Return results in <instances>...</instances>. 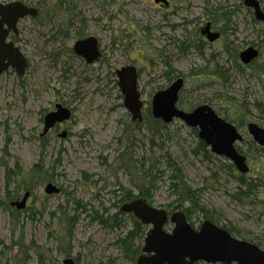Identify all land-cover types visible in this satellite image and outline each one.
Segmentation results:
<instances>
[{
  "label": "rangeland",
  "instance_id": "374dc122",
  "mask_svg": "<svg viewBox=\"0 0 264 264\" xmlns=\"http://www.w3.org/2000/svg\"><path fill=\"white\" fill-rule=\"evenodd\" d=\"M257 1L264 11V0ZM0 2H22L41 13L36 19L23 18L19 35L10 37L29 62L25 76L10 69L0 77V264H64L67 259L74 264H134L117 245L132 228L131 220L124 217V225L115 228L91 216L99 212L107 218L105 210L116 211L112 205L119 184L139 194L154 177L152 206L170 215L183 212L185 208L174 207L177 189L171 185L168 157L186 184L199 191V205L220 227L234 228L236 239L253 241L264 250V200L258 198H264V187L254 198L235 200L238 182L224 167L230 161L197 151L198 136L180 119L154 139V145L149 140L157 129L152 97L171 85L164 77L165 60L186 76L204 70L209 75L204 85L188 76L183 102H204L221 118L243 123L239 129L244 142L238 147L248 160L247 176L264 183V165L249 149L247 127L256 123L264 128V22L255 18L254 9L241 0H166L163 5L154 0ZM81 22L85 37L99 41L102 57L94 65L71 53L83 33ZM207 23L224 34L206 45L202 57L190 46ZM254 43L261 46L256 66L240 72L235 55L225 53V47L239 57ZM127 65L139 71L142 126L132 122L113 76ZM60 104L73 115L59 131L52 129L45 136L43 149L44 119ZM64 131L66 139L60 136ZM49 183L61 194L47 195L44 188ZM29 191L27 207L19 211L13 206L12 212V202ZM190 215L194 229L210 220L195 209ZM173 227L165 228L172 232Z\"/></svg>",
  "mask_w": 264,
  "mask_h": 264
},
{
  "label": "water",
  "instance_id": "95a60500",
  "mask_svg": "<svg viewBox=\"0 0 264 264\" xmlns=\"http://www.w3.org/2000/svg\"><path fill=\"white\" fill-rule=\"evenodd\" d=\"M158 4L166 0H154ZM246 6L254 9L255 17L264 22V11L257 0H246ZM39 15L37 8H31L22 2L4 4L0 2V77L9 69H14L23 77L29 68L26 56L21 52L15 42L9 41V36L14 32L19 33L18 24L23 18H35ZM203 35L209 42L218 41L219 32L211 31V23L202 29ZM77 57H81L90 66L100 61L102 56L99 41L96 37L89 36L79 39L73 46ZM260 57V51L251 46L242 51L240 60L245 65ZM119 89L123 95L124 107L132 116V122H143L144 103L139 89V71L136 66L127 65L116 71ZM184 79L179 78L167 90L159 91L152 98V116L155 120L172 123L173 119H180L190 128L199 131V139L205 141L210 150L217 156L225 157L231 161L237 170L246 175L250 172L248 160L243 156L235 144L244 138L238 133L237 128L223 118H220L214 109L207 105L200 106L193 112L177 109L178 96L184 88ZM69 108L62 104L49 112L44 119L42 136H46L52 129L69 122L72 117ZM248 131L259 146L264 148V128L258 124H248ZM66 139L67 132L60 135ZM47 195H60L61 189L56 184H47L44 188ZM31 193L27 192L21 201L12 202L19 211L25 209ZM121 211L133 216L150 228L142 247V254L137 259L138 264H264V250L251 242L236 239L228 230L214 225L210 220L194 229L189 223L185 212L177 211L170 215L163 208L150 206L142 198L124 204ZM174 224L173 231L168 232L166 226ZM64 264H74L67 259Z\"/></svg>",
  "mask_w": 264,
  "mask_h": 264
},
{
  "label": "trees",
  "instance_id": "16d2710c",
  "mask_svg": "<svg viewBox=\"0 0 264 264\" xmlns=\"http://www.w3.org/2000/svg\"><path fill=\"white\" fill-rule=\"evenodd\" d=\"M241 1H243L245 3L246 0H241ZM228 13H231V12L228 11L226 13V15H228ZM40 16H41V13H39V15L37 17L32 18V19L39 18ZM222 17L225 18V16H222ZM83 23H84V21H83ZM216 23H217V21H216ZM81 26L83 27L81 29V31L83 33L81 34V32H80V36L79 37H80V39H85V38H87L84 35L86 28L84 27V24H82V22H81ZM222 34H224V33H222ZM195 41H196V43H194V45L190 46V47H193L196 51L198 50L199 54H202L204 48H206L207 43L204 42V40L202 39L200 34L197 35V39ZM253 46H256L259 49H261V46L259 44H255L254 43ZM183 49H185V45L184 44L181 47V50H183ZM71 53L75 54L74 50L71 49ZM225 53H227L229 56H230V54L235 55V63H236L237 68H238V70L240 72L245 70L246 68H252V67L256 66V62H253L249 66H246L243 63L239 62L238 53H236V52L231 53L230 46L225 47ZM75 56H76V54H75ZM202 57H203V54H202ZM100 61H98V62H100ZM165 66H167V70H166V73H165L164 77H166L170 83H172L174 80H177L178 77H182L184 79V81H185V84L183 86L184 88L182 89V91L180 92V95H179V98H180L179 106L181 108L189 111V110H194V109L200 107L201 105H205L206 104L204 102H201V101L198 102V101H195V100L194 101H189L188 103H185L182 100L183 99L182 95H183V93H184V91L186 89L185 85L187 83L188 76L191 77L192 80H194L195 84L203 83L204 79L207 76H209V75H206L204 70H202L201 72H198L197 74L190 73L188 76H186V75L181 74L179 71H176V69L171 65V63H169L168 60H165ZM215 74H218V72H216ZM113 76H116V73H113ZM114 80H115L116 86L118 87L119 86L118 79L116 78ZM205 83L206 82H204L202 85H204ZM120 98L123 99L122 94H120ZM224 118L226 120L230 121L232 124L233 123H237L236 127L238 129L243 127V123L239 124V121H237V119L233 118V120L231 121V118H229L228 116H225ZM152 121H154L157 124V129H156V131H154L155 135L149 139L150 143L152 145H154L155 144L154 143V139H156L159 135H161L163 131L167 132V130L169 129L170 124L167 125L163 121L155 120V119L152 120ZM144 122H145V118L143 117V123ZM135 125L142 126V123L139 122V121H136ZM192 129L194 130V132L196 133V135L198 136V139H199L198 130H196L194 128H192ZM41 137L43 139L42 148L46 149V144L48 142V139L46 137H43L42 135H41ZM237 149L243 155L242 149H240L239 147H237ZM249 149L250 150H255V152H257L259 154L258 157L261 159V164L264 165V148L259 146L252 139V141L249 143ZM198 150L199 151H204V155L207 158L210 157L211 159H213V158L217 157V155L213 151L210 150L209 146H207V144L203 140H200V142L198 144L197 151ZM125 156L126 155H123V157H125ZM219 158H221V157L219 156ZM168 159H169V163L171 164L170 165L171 171H172L171 174H173L170 177V180H172L171 185H172L173 190L177 189V191H173V193L177 196V201H176L177 205L174 206V207L176 209H180V210L185 208L184 212H185V214L187 216V219H188L189 223H190V220H192V218H191L192 216L190 215L191 214V210L195 209V210L200 211L206 218L210 219L211 222H213L214 224L219 225L218 224V220L214 218V216L211 214V212H209V210L207 208L201 207V205H199L200 197H198V194H197L199 191H196V190L190 188L188 186V184H186L184 176H183V173L181 172L180 169H178V166L176 165V163L171 161V157H168ZM129 162H130V166H134V168H138V165H132V161H129ZM141 163L142 162H139L138 164L140 165ZM224 167L226 168V171H228L229 174L233 177L235 182H238V188L237 189H238L239 193H236V195L233 196V198L235 200L236 199L237 200H240V199L246 200L247 198H254V197L258 196V193H259L258 190H259L260 186L264 187V183L260 184V182L256 183L254 180H252V181L249 180L250 178L247 176V174H249V173H247L246 175L240 173L237 170L236 166L231 161H230V163L227 162V164H225ZM143 169H145V167H143ZM33 170L37 171L38 174L41 173L39 171V166H35L33 168ZM145 175H146V177L149 176L147 174H145ZM156 182L157 181H156L155 177L152 180H149L147 186L140 187L139 194H135L134 190H132L130 188H125V187H123V186H121L119 184L118 185V187H119L118 191H116V193L114 194V198H116V202L112 205V208H114L116 211L114 213H112L111 209L105 210L106 213H107V218H104L105 217L104 213L100 214L99 212L96 213L95 215L91 216L93 221H95V222L98 221L100 224L104 225L105 227H108V225L111 226V227H115V228L121 227L122 225H124V222H123V218L124 217H127V219L131 220L132 228L130 229L129 232H127L126 234L120 236V238L117 239V245L122 250V252H124V257L127 260H129L130 262H133L134 264H138L137 259L142 254L141 250H142L143 243L145 242L144 239H145V237L147 235L148 229H147L146 226H144L141 223V221L136 219L133 216V214H130V213L126 214V213L122 212L120 208L124 204L132 202V201L137 200L139 198L147 200L149 205L151 206L152 205L151 204L152 203V198H153L152 192L155 190V188L157 186ZM258 198H259V200H261V199L264 200V198H261L260 195H259ZM11 209H12V212H13L14 211L13 210L14 207L12 206L10 208V210ZM73 221H75V220H73ZM222 228L225 229V230H228L231 235L235 236V233H237L236 230L234 228H232V227L230 228L228 226H222ZM67 233H69V235H72V230L69 228ZM251 242L254 243L253 241H251Z\"/></svg>",
  "mask_w": 264,
  "mask_h": 264
},
{
  "label": "flooded vegetation",
  "instance_id": "af4514ba",
  "mask_svg": "<svg viewBox=\"0 0 264 264\" xmlns=\"http://www.w3.org/2000/svg\"><path fill=\"white\" fill-rule=\"evenodd\" d=\"M246 5V4H245ZM259 5H260V7H261V4H260V2H259ZM263 10V9H262ZM40 13V12H39ZM256 18V17H255ZM208 24V23H207ZM207 25H205L204 27H206ZM204 27H202L201 29H200V36L202 37V39L204 40V42H206L207 43V46L209 45V43H212V44H214V43H216L217 41H215V42H209L208 40H207V36H204L203 35V32H202V29L204 28ZM211 31H213V27H212V25H211ZM214 32V31H213ZM220 33V38L222 37V32H219ZM14 34V37H17L18 35H19V33L18 34H15L14 32L11 34V35H13ZM11 35L9 36V41H11V42H15V41H12L11 39H10V37H11ZM219 38V39H220ZM218 39V40H219ZM14 40V39H13ZM15 44L17 45V43L15 42ZM18 46V45H17ZM251 46H253V45H251ZM255 48H257L259 51H260V49L258 48V47H256V46H254ZM21 50V49H20ZM74 50V49H73ZM21 52H23V51H21ZM242 53V52H241ZM24 54V53H23ZM260 55H261V51H260ZM239 59H240V56H239ZM259 59V58H258ZM258 59H256V60H258ZM256 60H254L255 62H256ZM240 62H241V60H240ZM242 63V62H241ZM252 63H253V61H252ZM244 64V63H243ZM245 65V64H244ZM251 65V64H250ZM246 66H249V65H246ZM12 69V68H11ZM10 70V69H9ZM8 70V71H9ZM12 70H14V69H12ZM15 72H16V70H14ZM7 72V71H6ZM5 73V72H4ZM17 73V72H16ZM26 73V72H25ZM18 74V73H17ZM18 76H19V74H18ZM25 76V75H24ZM23 76V77H24ZM20 77V76H19ZM179 78H182V77H178L177 78V80L179 79ZM177 80H174L171 84H173L174 82H176ZM184 84H185V81H184ZM140 92H141V90H140ZM141 94H142V92H141ZM156 95V94H155ZM154 95V96H155ZM180 95V94H179ZM153 96V97H154ZM152 97V98H153ZM178 98H179V96H178ZM179 101H180V98H179V100H178V103H177V109L179 108V109H182V110H184V111H186V112H193V111H195L196 109H198V108H196V109H194V110H189V111H187V110H185V109H183V108H181L180 106H179ZM205 105H207V104H205ZM201 106H203V105H201ZM207 106H209V105H207ZM210 107V106H209ZM211 108V107H210ZM220 117V116H219ZM221 118V117H220ZM224 120H226L225 118H223ZM158 120V119H157ZM174 121H176V120H178V119H173ZM161 121V120H160ZM173 121V122H174ZM228 123H230L232 126H234L235 128H237L236 126H235V124L233 123H231L230 121H228V120H226ZM172 122V123H173ZM166 124V123H165ZM168 124H171V123H168ZM167 124V125H168ZM61 127H62V125H60V126H57L56 128H54V129H57V131H59L60 129H61ZM237 130H238V133L241 135V133H240V130L237 128ZM42 135V134H41ZM242 136V135H241ZM43 137H45V136H43ZM243 138V137H242ZM244 142V139H243V141L241 142V141H239V142H237L236 144H235V147H236V149H237V147H238V145L239 144H241V143H243ZM30 193H32L31 191H29ZM30 198H31V195H30ZM29 198V199H30Z\"/></svg>",
  "mask_w": 264,
  "mask_h": 264
}]
</instances>
